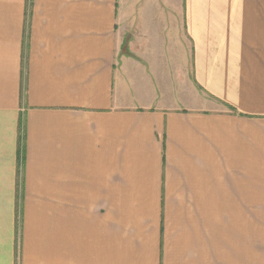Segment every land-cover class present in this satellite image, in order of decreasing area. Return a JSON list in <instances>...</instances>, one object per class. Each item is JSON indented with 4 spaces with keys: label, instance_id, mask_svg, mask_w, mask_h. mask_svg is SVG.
<instances>
[{
    "label": "crops",
    "instance_id": "obj_1",
    "mask_svg": "<svg viewBox=\"0 0 264 264\" xmlns=\"http://www.w3.org/2000/svg\"><path fill=\"white\" fill-rule=\"evenodd\" d=\"M0 0V264H264V11Z\"/></svg>",
    "mask_w": 264,
    "mask_h": 264
},
{
    "label": "rangeland",
    "instance_id": "obj_2",
    "mask_svg": "<svg viewBox=\"0 0 264 264\" xmlns=\"http://www.w3.org/2000/svg\"><path fill=\"white\" fill-rule=\"evenodd\" d=\"M243 10H260L264 11V0H243Z\"/></svg>",
    "mask_w": 264,
    "mask_h": 264
}]
</instances>
